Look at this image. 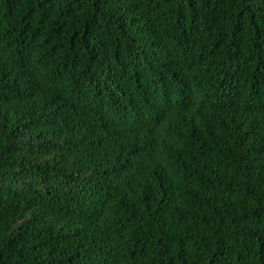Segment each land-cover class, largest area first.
Instances as JSON below:
<instances>
[{
  "label": "trees",
  "instance_id": "16d2710c",
  "mask_svg": "<svg viewBox=\"0 0 264 264\" xmlns=\"http://www.w3.org/2000/svg\"><path fill=\"white\" fill-rule=\"evenodd\" d=\"M0 264H264V0H0Z\"/></svg>",
  "mask_w": 264,
  "mask_h": 264
}]
</instances>
